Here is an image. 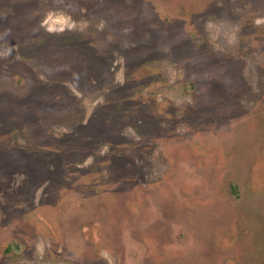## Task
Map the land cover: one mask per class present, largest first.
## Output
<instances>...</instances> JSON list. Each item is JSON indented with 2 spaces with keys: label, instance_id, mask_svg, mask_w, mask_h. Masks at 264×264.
Segmentation results:
<instances>
[{
  "label": "rangeland",
  "instance_id": "rangeland-1",
  "mask_svg": "<svg viewBox=\"0 0 264 264\" xmlns=\"http://www.w3.org/2000/svg\"><path fill=\"white\" fill-rule=\"evenodd\" d=\"M0 264H264V0H0Z\"/></svg>",
  "mask_w": 264,
  "mask_h": 264
}]
</instances>
